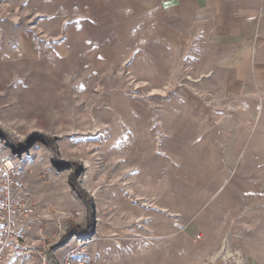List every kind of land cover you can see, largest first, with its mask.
<instances>
[{
    "label": "crops",
    "instance_id": "obj_1",
    "mask_svg": "<svg viewBox=\"0 0 264 264\" xmlns=\"http://www.w3.org/2000/svg\"><path fill=\"white\" fill-rule=\"evenodd\" d=\"M25 8L49 46L23 37L17 60H81L97 83L87 104L113 116L102 124L140 157L169 161L136 162L133 212L111 226L170 239L138 264H264V0Z\"/></svg>",
    "mask_w": 264,
    "mask_h": 264
},
{
    "label": "rangeland",
    "instance_id": "obj_2",
    "mask_svg": "<svg viewBox=\"0 0 264 264\" xmlns=\"http://www.w3.org/2000/svg\"><path fill=\"white\" fill-rule=\"evenodd\" d=\"M25 7L26 0H0V165L5 160L15 165L35 216L44 220L47 233H56L52 253L57 258L79 245L95 264L145 261L157 242L170 239L130 232L126 223L117 228L120 216L124 220L133 212L129 176L138 170L136 162L166 166L169 161L140 157L127 136H118L117 126L102 124L113 116L87 104L97 83L80 75L81 60H17L23 37L49 46L46 39L32 38L37 23ZM42 136L53 140L56 162ZM70 176L89 197V206L69 186ZM29 233L36 232L32 228ZM167 256L164 261L175 264V255Z\"/></svg>",
    "mask_w": 264,
    "mask_h": 264
},
{
    "label": "built area",
    "instance_id": "obj_3",
    "mask_svg": "<svg viewBox=\"0 0 264 264\" xmlns=\"http://www.w3.org/2000/svg\"><path fill=\"white\" fill-rule=\"evenodd\" d=\"M0 170V264H95L79 245L57 258L56 233H47L44 220L35 216L15 165L5 160ZM32 228L36 233H29Z\"/></svg>",
    "mask_w": 264,
    "mask_h": 264
},
{
    "label": "trees",
    "instance_id": "obj_4",
    "mask_svg": "<svg viewBox=\"0 0 264 264\" xmlns=\"http://www.w3.org/2000/svg\"><path fill=\"white\" fill-rule=\"evenodd\" d=\"M42 138H43L45 145L50 149L51 154H52V158L54 160L56 157V152H54L53 140L50 138L43 137V136H42ZM54 162H56V161L54 160ZM66 166H75V165L66 164ZM68 182H69V186L71 187L73 192L83 202V204H85L86 206H89V203H90V200L88 199L89 197L87 196L85 191L81 188L80 184L76 181V179L73 176H70L68 178Z\"/></svg>",
    "mask_w": 264,
    "mask_h": 264
}]
</instances>
